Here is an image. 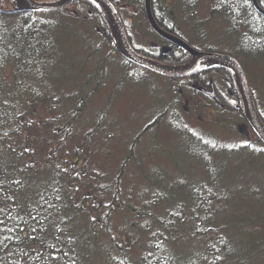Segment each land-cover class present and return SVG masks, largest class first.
I'll return each instance as SVG.
<instances>
[{
	"label": "trees",
	"instance_id": "16d2710c",
	"mask_svg": "<svg viewBox=\"0 0 264 264\" xmlns=\"http://www.w3.org/2000/svg\"><path fill=\"white\" fill-rule=\"evenodd\" d=\"M198 1L179 0L176 20L165 1L157 10L151 0L152 13L192 47L218 50L208 34L222 21L238 27L240 16L217 6L201 21ZM111 2L131 20L125 32L140 54L188 60L163 38L137 45L148 42L143 25L145 35L156 34L143 0ZM247 16L264 25L259 13ZM218 34L222 41L240 33ZM152 73L117 52L90 1L72 11H16L13 0H0V264H264V144L244 117L232 73L211 66L159 75L164 89ZM207 77L225 106L204 105L220 108L222 123L204 109L195 115L196 96L209 99L191 83ZM139 89L157 102L117 114L118 100ZM157 103L150 120L140 116ZM205 121L208 129L199 125Z\"/></svg>",
	"mask_w": 264,
	"mask_h": 264
},
{
	"label": "water",
	"instance_id": "95a60500",
	"mask_svg": "<svg viewBox=\"0 0 264 264\" xmlns=\"http://www.w3.org/2000/svg\"><path fill=\"white\" fill-rule=\"evenodd\" d=\"M13 1L16 11H63L81 0H53L48 2H37L35 0ZM90 1L97 4L103 11L118 53L127 60L139 66L146 67L154 72L170 77L185 76L193 71L206 68L210 65L220 66L228 69L233 74L236 86L238 88L244 117L253 131L257 134L259 139L264 143V123L255 109L250 90L246 83L245 74L235 58L229 55L198 51L179 37H176L161 29L156 24L152 16L149 0H145V11L149 25L159 36L169 40L177 46L182 47L190 54L191 57L189 61L184 64L170 65L140 55L130 46L124 32V24L129 25L130 22L127 20H121L114 5L109 0ZM253 2L259 12L264 15V10L258 6L256 0H253ZM208 94L212 97H216L214 89L208 91Z\"/></svg>",
	"mask_w": 264,
	"mask_h": 264
},
{
	"label": "rangeland",
	"instance_id": "374dc122",
	"mask_svg": "<svg viewBox=\"0 0 264 264\" xmlns=\"http://www.w3.org/2000/svg\"><path fill=\"white\" fill-rule=\"evenodd\" d=\"M168 4H171V2H168ZM207 6V7H206ZM178 9V6L176 7L175 6V9ZM196 8H197V15H198V19H200L201 21H204L205 18H207L209 16V4H207L205 2V0H199L196 4ZM129 9V8H128ZM178 11V10H177ZM176 11V12H177ZM175 13V19H176V15L177 13ZM139 19L141 20L142 18L139 17ZM216 18H213L210 23H214ZM143 20V19H142ZM144 21V20H143ZM214 21V22H213ZM215 25H216V22H215ZM177 26V29L179 31H182L185 35V32H187V29H186V26L184 25V23L180 22V20H178V24L176 25ZM207 24L205 25L204 23V28H207V29H210L212 27V24ZM138 28L135 27L132 31H135L136 34H138ZM212 30V29H210ZM146 31H147V28L145 25L142 26V38L144 39H147V41H143V42H140L142 39H140V41L137 42V45H143V46H147L148 44H150L151 42H158V41H161V37L158 36L157 34H146ZM220 28L217 29V32H213V33H210L208 34V39L207 42L209 44H211L213 47L217 48L218 50H226L228 49L227 48V44L226 43H231V40H228L229 42L227 41H224V38L222 39V41H218V37L220 36V34H218L220 32ZM181 32V33H182ZM186 36V35H185ZM160 43V42H158ZM196 44V43H195ZM247 67H243V71L245 72V75H246V78L249 80V85H250V88L252 89V91L255 93V95L257 96H260V99L262 100L263 104L261 106L262 110L264 111V65L261 66V65H246ZM152 78H153V81H155L157 83V85L161 86V88H165L166 87V82H165V78L162 77V76H159L158 74L156 73H152ZM164 84V85H163ZM155 88V87H153ZM140 91L136 90L137 95H134V94H131V95H126L124 98L118 100L117 104H116V112L117 114H120L121 112L124 113V110H131L132 113H137L138 110H139V104L142 106V103L141 101H145L147 103L149 102H152V103H155L157 101H152L151 99H149V97L146 96V93H145V90H142V89H139ZM139 98H138V97ZM207 103L208 100H203V98L199 95L198 97L196 96L195 98V115L196 116H199L201 115L202 117V109L206 110L205 111V115L208 119H214L216 120L217 122H223L224 119H226V117H224V114L222 113V110L220 108L218 109H212V108H209L207 109V105L204 103L205 102ZM261 102V103H262ZM210 103V102H209ZM160 105L157 103L151 107H148L147 105L144 107V109L140 112V116H142L143 114H146L149 116V118L147 119L150 120L152 118V113H155V111L157 109H159ZM145 109H148V110H145ZM236 109V108H235ZM131 113V112H130ZM202 113V114H201ZM129 114V111L128 113H126L125 115H128ZM122 115V114H120ZM227 116V114H225ZM228 116H231V115H228ZM227 116V117H228ZM192 117L193 116H188V120L191 121V123L193 125H196L198 124V121L197 119H193L192 120ZM121 119V117H120ZM125 124V123H123ZM199 125H202V127H204L205 129H208V122H204V123H201ZM124 126V125H123ZM209 129H212L213 131H215L216 133L218 132V129H216L215 127L211 126V124H209ZM128 128H130V125L126 127V130H128ZM244 129V127H243ZM245 132V130H244ZM222 133V136L223 137H227L229 135L228 132H221Z\"/></svg>",
	"mask_w": 264,
	"mask_h": 264
},
{
	"label": "flooded vegetation",
	"instance_id": "af4514ba",
	"mask_svg": "<svg viewBox=\"0 0 264 264\" xmlns=\"http://www.w3.org/2000/svg\"><path fill=\"white\" fill-rule=\"evenodd\" d=\"M155 1H156V4H155ZM160 1L162 0H154V8H156L157 10L159 9L158 5L160 4ZM172 1H176V0H172ZM256 2L258 6L264 10L259 0H256ZM217 6L222 8L225 14H228L229 12H231L233 8H235V10L237 9L236 13H238V16H240V19H239L240 24L238 25V27L236 28L231 27L227 24L226 21H222V26L220 27V30L224 32L226 30L237 29L240 34L236 38L231 37L229 35L224 36V41L229 42L228 40H231V43H226L227 48L229 47L226 50L204 51V50H200L197 48L196 49L199 51H204V52L229 55L235 58L240 65H264V36L255 34V32H259V31L264 32V25L257 24L255 19H252L248 16H247L248 17L247 20L245 18L246 15L253 16L254 12L259 13L264 18V15L261 14L259 10L256 8V6L254 5L253 0H221L219 3L214 2V0H209V10L211 11V14H212L213 8ZM225 16L227 17V15ZM174 35L181 38L177 34H174ZM235 39H236V42L233 43L232 40H235ZM185 42L188 43L187 41ZM188 44L191 45L190 43ZM189 57L190 56L188 54V59ZM185 76H189V75H185ZM191 88L201 93L202 95L206 96L209 99L207 102L208 104H210L209 102H212V103L215 102L221 107L225 106V104L222 101V98H220L218 95V91H217L218 89H216L213 83V80L210 77H207L206 81L202 83H198V82L191 83ZM212 89H214L216 93V97H212L208 94V91H211ZM249 89L252 95L254 105L257 109L256 102H258L259 106H262L263 102L259 96H257L258 100L254 98L253 91L250 88V85H249Z\"/></svg>",
	"mask_w": 264,
	"mask_h": 264
},
{
	"label": "bare ground",
	"instance_id": "6f19581e",
	"mask_svg": "<svg viewBox=\"0 0 264 264\" xmlns=\"http://www.w3.org/2000/svg\"><path fill=\"white\" fill-rule=\"evenodd\" d=\"M88 1H90V0H88ZM90 2H92V1H90ZM106 19V18H105ZM107 22V21H106Z\"/></svg>",
	"mask_w": 264,
	"mask_h": 264
}]
</instances>
